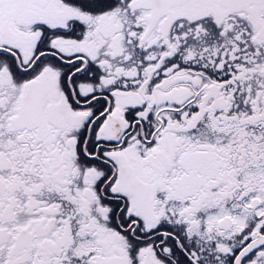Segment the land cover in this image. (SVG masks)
Instances as JSON below:
<instances>
[{
	"label": "snow or ice",
	"instance_id": "6c2138e0",
	"mask_svg": "<svg viewBox=\"0 0 264 264\" xmlns=\"http://www.w3.org/2000/svg\"><path fill=\"white\" fill-rule=\"evenodd\" d=\"M0 264H264V0H0Z\"/></svg>",
	"mask_w": 264,
	"mask_h": 264
}]
</instances>
